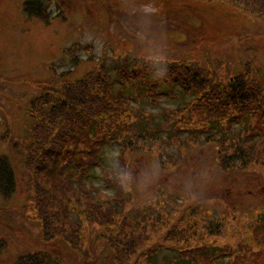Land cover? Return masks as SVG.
Returning <instances> with one entry per match:
<instances>
[{
	"label": "rangeland",
	"instance_id": "rangeland-1",
	"mask_svg": "<svg viewBox=\"0 0 264 264\" xmlns=\"http://www.w3.org/2000/svg\"><path fill=\"white\" fill-rule=\"evenodd\" d=\"M26 1L0 0V158L10 163L17 181L11 199L0 195V240L8 246L0 264L42 251L48 252L52 264H112L107 259H113V250L98 237L99 224L89 225V211L98 218L112 211L114 233L124 220L132 236L143 232L135 252H156V264L175 262L174 254L182 248L202 245L220 248L217 257L223 264H264V234L256 230L264 213L263 118L251 119L249 130L235 123L232 132H225L224 116L219 132L215 111L200 102H190L185 109L190 98L153 95L146 87L144 99H133L115 81L130 109L152 120L146 123L150 132L139 141L130 132L121 145L106 135L108 141L103 142L102 134L109 131L108 124L103 125L90 142L102 150L97 166L90 164L97 160L94 148L80 139L72 152H77L76 161L65 172L68 181H61L69 186L68 216L59 205L53 211L63 219L54 222L50 232L56 241L42 234L35 195L44 197L50 191L59 197L60 181L36 176L26 164V142L40 115L32 102L39 104L37 98L44 93L64 92L69 82L76 86L91 69L105 66L116 80L118 66L138 71L148 61L159 65L160 60L170 63L186 57L195 67H210L222 78L240 71L249 59L264 74V21L252 14L250 2L244 0L240 6L236 0H39L50 14L46 24L24 13ZM239 138L245 140L241 148H254L259 154L248 167L232 160L223 170L219 158L231 155ZM82 169L89 170L86 181L99 192L94 189L95 194L88 195L79 187ZM41 185L44 192L39 193ZM118 185L123 188L120 198ZM78 232L83 238L76 242ZM75 243L78 250L71 246Z\"/></svg>",
	"mask_w": 264,
	"mask_h": 264
},
{
	"label": "trees",
	"instance_id": "trees-1",
	"mask_svg": "<svg viewBox=\"0 0 264 264\" xmlns=\"http://www.w3.org/2000/svg\"><path fill=\"white\" fill-rule=\"evenodd\" d=\"M238 5L244 0H236ZM246 4L250 2L252 14L256 19L264 21V0H245ZM244 4V6L246 5ZM42 2L39 0H29L23 4V11L30 17L37 18L42 22L50 23V14ZM255 11V14L253 13ZM174 59L172 62L160 60L158 64H152L148 61L147 64L140 70L132 69L129 65L118 66V77L113 80L108 70L104 67L99 69H91L86 74L84 80L73 86L69 82V86L64 92H58L55 95L44 93L39 104L33 101L31 106L33 109L40 111L38 119L30 129V137L26 143L28 152L27 167L34 172L36 176H47L52 181H60L61 194H53L50 191L45 192L47 195L40 197L35 195V210L42 224V234L53 241L58 240L57 236L50 232L54 231V222L63 221L59 211L53 212L56 205L61 209L65 208V198L67 195V186L61 181H68L65 177V172L71 167V164L76 161L74 154L79 148L80 139H87L83 145H93L94 139L101 130L102 126L108 124L109 131L102 134L103 142L110 141L124 145L130 137V132H134L133 139L139 141L143 135H147L150 131L147 130V121L152 123L150 118L145 119L140 113H135L130 109V101L125 99L122 90L116 89V82L124 89L129 90V97L142 99L145 98V90H151L153 95L162 94L166 98L177 96L190 98L184 105L185 109L190 102H200L202 106L212 108L215 112V127L221 132V124L224 116L226 117L225 132H232L234 124H238L244 130H249L250 121L253 118L259 117L264 120V74L261 72L258 63L249 59L238 72H228L226 77H220L215 70L210 67H195L186 57ZM126 63V61H125ZM136 91L135 94L133 91ZM66 91V92H65ZM153 102V101H152ZM153 104V103H152ZM127 106V107H126ZM125 107V108H124ZM118 119V122L116 121ZM126 120V121H125ZM176 124L173 122L171 128ZM161 128H155L160 130ZM154 134V132H152ZM159 133V132H158ZM171 135L172 132H163ZM231 134V133H230ZM234 134V133H232ZM106 135V138L103 136ZM117 137L122 139L118 142ZM240 141V138L238 139ZM232 152L231 155H221L219 158L220 166L223 170H228L229 163L233 160L242 161L243 165L248 167L252 160L257 158L259 150L251 148L245 150L241 148L242 143ZM95 146V144H94ZM26 148V146H25ZM97 160L90 163L92 166L102 162V157L98 155L102 152L101 148H94ZM70 153H72L70 155ZM67 155V157H66ZM99 162V163H98ZM257 162V160H256ZM126 165L124 172L127 170ZM92 171V168H89ZM89 170L82 169L78 173L79 187L85 190L88 195L99 192V188L95 184H90L86 181V175ZM43 172V173H42ZM46 174V175H45ZM70 180V179H69ZM83 181V182H82ZM47 183V181H46ZM56 184V183H55ZM89 184V186L87 185ZM45 186L41 185V189L37 188L38 192H42ZM95 189V190H94ZM17 190V181L14 171L10 163L4 158H0V195L6 200L11 199ZM123 188L118 185V197H122L120 193ZM44 192V191H43ZM56 202V203H55ZM63 213L68 216L67 209ZM112 211L108 212L104 217L98 216L89 211L87 214L90 219V226L98 225V237H102L107 244V247L113 250V259H107L112 264H156L153 254L148 255L145 252H135L136 247L144 238V233H138L137 236H132V230H128V223L125 220L118 226L117 233L113 232L114 223L111 219ZM261 224L258 226V231L264 234V213L260 216ZM64 223V222H63ZM71 227V226H69ZM2 230L5 232L4 228ZM68 231V230H67ZM82 233V232H81ZM80 232L76 233L73 239L78 242L83 236ZM69 234H66V239ZM6 240V239H5ZM71 244V242L69 243ZM73 249L78 250V246L71 245ZM8 249L4 239L0 240V259ZM116 249H119L116 253ZM178 249V248H176ZM187 249V250H186ZM220 248L210 246H186L176 252L175 262L170 264H203L199 257L214 261L215 264H223L217 257ZM179 250V249H178ZM108 253V252H107ZM135 254L134 259L131 261ZM146 258L143 260V258ZM86 258H88L86 256ZM59 263V258H55ZM48 252L42 251L38 253H22L15 257L11 264H52ZM108 264V263H107Z\"/></svg>",
	"mask_w": 264,
	"mask_h": 264
}]
</instances>
